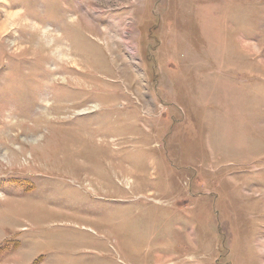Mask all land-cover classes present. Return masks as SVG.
I'll return each mask as SVG.
<instances>
[{"label":"rangeland","instance_id":"374dc122","mask_svg":"<svg viewBox=\"0 0 264 264\" xmlns=\"http://www.w3.org/2000/svg\"><path fill=\"white\" fill-rule=\"evenodd\" d=\"M0 264H264V0H0Z\"/></svg>","mask_w":264,"mask_h":264},{"label":"bare ground","instance_id":"6f19581e","mask_svg":"<svg viewBox=\"0 0 264 264\" xmlns=\"http://www.w3.org/2000/svg\"><path fill=\"white\" fill-rule=\"evenodd\" d=\"M2 2H3V1H2ZM6 6H7V5H6ZM8 7H9V6H8ZM18 14H19V13H18ZM8 15H9L10 19H12V17L14 18V17L17 15V12L9 13ZM16 19H17V18H16ZM19 20H20V19H19ZM11 21H12V20H11ZM15 21H16V20H15ZM26 23H27V22H26ZM11 24H12V23H11ZM20 24H21V23H20ZM13 25H14V24H13ZM17 26H18V25H17ZM20 26H21V25H20ZM20 26H19V27H20ZM22 26H23V24H22ZM2 27H4L3 32L6 31V30L8 29V28H7V29L5 28V27H7V24H6L5 26H2ZM48 31H50V30H48ZM1 32H2V31H1ZM44 38H45V35H44ZM45 40H46V38H45ZM61 50H62V49H61ZM61 50H60V51H61ZM64 51H65V50H64ZM64 51H63V52H64ZM57 52H58V51H57ZM66 52H67V51H66ZM59 54H60V53H59ZM63 54H64V53H63ZM65 57H66V56H65ZM62 61H63V60H62Z\"/></svg>","mask_w":264,"mask_h":264}]
</instances>
